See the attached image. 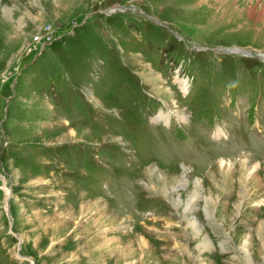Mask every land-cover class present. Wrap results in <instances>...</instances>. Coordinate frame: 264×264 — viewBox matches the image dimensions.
I'll list each match as a JSON object with an SVG mask.
<instances>
[{
	"label": "rangeland",
	"instance_id": "1",
	"mask_svg": "<svg viewBox=\"0 0 264 264\" xmlns=\"http://www.w3.org/2000/svg\"><path fill=\"white\" fill-rule=\"evenodd\" d=\"M251 263L264 0H0V264Z\"/></svg>",
	"mask_w": 264,
	"mask_h": 264
},
{
	"label": "bare ground",
	"instance_id": "2",
	"mask_svg": "<svg viewBox=\"0 0 264 264\" xmlns=\"http://www.w3.org/2000/svg\"><path fill=\"white\" fill-rule=\"evenodd\" d=\"M182 82H183V81H182ZM184 83H185V81H184ZM178 86H179V85H178ZM180 119H181V117H180ZM7 192H8V191H7ZM189 201H190V202H189ZM188 202H189V203H188ZM192 202H193V201H192V199H191V198H190V199H188V200L186 201V204H185V206H187L186 208H188V207H189V209H188V210H190V209H191V207H192V205H193V204H192ZM187 203H188V205H187ZM178 205H179V204H178ZM178 205H177V206H178ZM250 262H251V261H250ZM250 262H249V263H250ZM251 264H252V263H251Z\"/></svg>",
	"mask_w": 264,
	"mask_h": 264
},
{
	"label": "clouds",
	"instance_id": "3",
	"mask_svg": "<svg viewBox=\"0 0 264 264\" xmlns=\"http://www.w3.org/2000/svg\"><path fill=\"white\" fill-rule=\"evenodd\" d=\"M236 86H237V83L236 82H232V83L229 84V87H231V88H234Z\"/></svg>",
	"mask_w": 264,
	"mask_h": 264
}]
</instances>
